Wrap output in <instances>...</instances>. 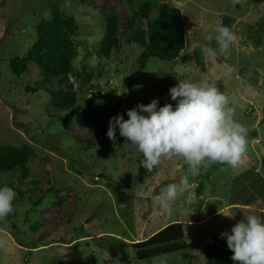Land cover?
Here are the masks:
<instances>
[{
    "label": "rangeland",
    "instance_id": "1",
    "mask_svg": "<svg viewBox=\"0 0 264 264\" xmlns=\"http://www.w3.org/2000/svg\"><path fill=\"white\" fill-rule=\"evenodd\" d=\"M145 1L132 0V5ZM150 1L152 18L162 4L181 11L185 44L174 62L148 59L144 68L138 63L139 47L125 43L122 36L120 51L108 61L95 54L109 10L118 17L119 31L124 30L126 0H89L87 5L55 1L59 12L75 20L80 44L68 75L77 101L73 108L60 109L50 105L48 93L39 88L42 77L34 63L20 78L8 66L10 58L29 51L39 19L42 14L49 17L53 1L0 0V145L33 150L26 166L29 174L23 179L27 196L14 207L15 227L0 228V264H112L116 258L120 264H153L135 261L131 245L178 220L193 226L194 220L218 209L216 201L222 206L227 202L248 206L251 210L244 215L264 219V32L256 26L264 19V0L236 6L232 0ZM217 20L238 36L230 55L218 58V63L238 66L230 76L202 53L197 59L193 56L194 47L204 43ZM136 23L146 28L144 20ZM86 76L91 77L90 84ZM178 80L216 83L228 97L234 118L246 126L249 160L246 173L240 169L236 174L249 179L237 185L241 191L231 192L234 169L227 165L205 163L192 177L183 158L174 156L147 171L139 166L143 156L124 146L118 132L115 144L107 138L111 117L154 98L159 99L158 106L174 104L168 90ZM55 82L44 87L56 91ZM27 87L37 91L29 93ZM182 174L188 175L189 187L173 203L171 214H165L155 196ZM17 177L18 170L0 176V183L15 185ZM200 181L206 191L198 200L195 189ZM33 225L39 228L31 233ZM183 228L186 250L165 256L159 264H207L202 252L209 239L206 228Z\"/></svg>",
    "mask_w": 264,
    "mask_h": 264
},
{
    "label": "clouds",
    "instance_id": "2",
    "mask_svg": "<svg viewBox=\"0 0 264 264\" xmlns=\"http://www.w3.org/2000/svg\"><path fill=\"white\" fill-rule=\"evenodd\" d=\"M232 2L236 6L247 0ZM237 43V34L217 20L205 35L204 43L198 42L196 46L210 62L222 68L224 75L230 76L238 72V66L218 63V58L228 57ZM168 95L174 104L158 106L159 99L154 98L147 105L137 104L124 114L111 117L107 138L115 144L118 132L125 139L124 146L134 148L143 156L139 166L147 171L159 166L162 159L174 156L183 158L192 177L199 174L205 163L227 165L234 170L244 164L248 130L234 118L228 97L216 83L178 80ZM188 187V175L184 174L178 181L163 186L155 196L159 208L171 214L173 203ZM16 198L12 187L0 186V219L13 211ZM220 238L233 253L231 259L235 264H264V219L261 217L243 216L229 231L220 233ZM112 264H120L119 258ZM153 264H159V258H154Z\"/></svg>",
    "mask_w": 264,
    "mask_h": 264
},
{
    "label": "trees",
    "instance_id": "3",
    "mask_svg": "<svg viewBox=\"0 0 264 264\" xmlns=\"http://www.w3.org/2000/svg\"><path fill=\"white\" fill-rule=\"evenodd\" d=\"M49 17L42 14L36 27L34 42L29 51L22 57L10 58L8 61L11 73L20 78L30 63H34L41 73V88L48 93L49 104L60 109L73 108L77 101L76 90L69 83V74L73 73L72 64L78 57L80 44L76 40L77 25L73 18L59 12L54 3L56 0H48L50 3ZM76 1L81 5H87L89 0H68ZM127 8L125 15V28L119 31V21L114 10H109L104 16L103 35L100 39L95 54L100 60L110 59L113 52L120 51V36L127 44L138 46L141 53L138 57L140 68H144L148 59H157L164 63L174 62L184 50L185 27L181 11L178 8L162 4L159 7L157 16L152 18L150 12L152 1L147 0L133 6L132 0H126ZM96 10L97 8L94 7ZM145 21L146 28L137 24L138 21ZM258 32H264V19L257 23ZM201 49L197 46L193 49V56L198 58ZM81 79V78H80ZM90 84L91 77L86 76ZM55 82L56 91H49L44 86ZM83 83V80H80ZM130 91L131 82H127ZM26 91L34 93L37 90L27 87ZM66 115H63L64 118ZM69 116H72L70 114ZM100 136L104 137V130L100 129ZM33 157V150L26 145H0V176L10 175L18 170L17 184L0 183V186L12 187L17 198L13 202V211L3 219H0V228L11 224L14 229L16 218L14 207L25 199L26 191L23 189V179L27 177L29 160ZM264 172V167H263ZM200 181L195 192L200 194L202 189ZM39 226L33 225L30 232L37 231ZM134 251L135 261L150 262L154 258L163 260L165 256L173 253L183 252L187 245L184 242V234L179 222H172L152 236L138 241L131 245ZM203 255L207 264H235L232 261V253L223 242L211 236L205 244Z\"/></svg>",
    "mask_w": 264,
    "mask_h": 264
},
{
    "label": "crops",
    "instance_id": "4",
    "mask_svg": "<svg viewBox=\"0 0 264 264\" xmlns=\"http://www.w3.org/2000/svg\"><path fill=\"white\" fill-rule=\"evenodd\" d=\"M247 160H249V159L246 158L245 159V164H243L240 168L235 169L233 171L234 174L230 178V180H231L230 182L232 183L231 184V192L234 190V188H236L237 191L240 190V187H237L238 184H239V186H242V185H245L246 183H248V179L249 178L248 179L247 178L240 179L241 176L243 175V173L241 175L236 174L237 172L240 171V169H243V171L246 173ZM262 164L264 166V160H262ZM246 177H248V176H246ZM203 184H204V182H203ZM251 186L252 185L249 184L248 188H251ZM205 191H206V186L203 185L202 186V190L200 192V195L198 196V200L201 198L202 194ZM250 191H251V189H250ZM211 199L217 200L218 198L216 199V198L212 197ZM204 201H205V199H204ZM216 204H217V208L218 209H216L212 213L208 214L205 218H203L201 220H194L195 222H193V226L189 225V223H185L184 221H179L178 220L177 222L180 223L183 232H184V228L183 227L206 228V230L208 232V234H207L208 238H210L211 236L217 237L227 247L226 241L224 239L220 238V233L225 232V231H229L231 229V227H233L234 224L237 221L241 220L243 216H246V215H244L243 212L244 211H250L251 209H249L248 206H241L239 203H233V202H227V204L222 206L223 205L222 202L216 201ZM262 211L264 212V208L262 209ZM229 214L234 215V217L230 218V217L223 216V215H229ZM162 228H164V227H162ZM232 255H233V253H232Z\"/></svg>",
    "mask_w": 264,
    "mask_h": 264
},
{
    "label": "water",
    "instance_id": "5",
    "mask_svg": "<svg viewBox=\"0 0 264 264\" xmlns=\"http://www.w3.org/2000/svg\"><path fill=\"white\" fill-rule=\"evenodd\" d=\"M178 180V179H177Z\"/></svg>",
    "mask_w": 264,
    "mask_h": 264
}]
</instances>
